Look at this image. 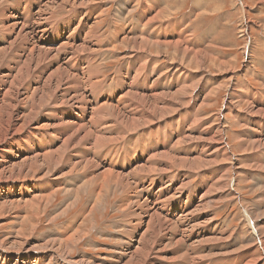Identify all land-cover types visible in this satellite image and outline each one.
Returning <instances> with one entry per match:
<instances>
[{
    "label": "bare ground",
    "instance_id": "bare-ground-1",
    "mask_svg": "<svg viewBox=\"0 0 264 264\" xmlns=\"http://www.w3.org/2000/svg\"><path fill=\"white\" fill-rule=\"evenodd\" d=\"M137 1H115L117 7L113 20L117 23L109 30L110 39L106 43V50L110 53L129 43L125 46L128 48L127 60L133 61L136 67L133 86L142 93L127 92L124 95L128 106H134L129 115L115 103L111 104L119 88H105L109 82L115 83L116 75L104 77L99 65H90L88 59L83 57L87 53L94 55L96 47L105 41L98 25L105 20L106 9L103 8L95 17L85 37V45L61 44L68 37L63 29L56 31V35L47 33L48 26L59 18L61 11L68 10L70 13L80 8L100 6L102 0H13V14L10 12L12 4L8 0H0V43L7 44L6 47H0V194L5 197L0 198V217L5 215L6 210L9 213L13 211L12 218L20 223L13 231L14 236L0 239V264H13V260L18 264H264V211H256L264 206V72L259 74L253 66L254 61H249L251 66L237 85L228 83V99L223 104L224 110L216 115L218 122H215L214 115L205 116L202 112L206 109L202 112L201 109L214 106L208 102L209 97H215L217 101L218 97L222 98L220 92L224 85L209 87L206 79L199 76L200 71H197L205 69L208 62L216 59V45L208 40V32L198 35L195 24L188 31L184 30V18L189 14L179 20L171 18L183 11L180 0H163L159 8L155 5L161 0H146L150 14L144 21L146 8L131 16L137 8ZM197 1L196 6L203 3V0ZM239 1L243 15L241 32L249 36V13L245 1ZM259 3L260 6L264 0H259ZM31 5L38 10L34 12ZM175 6L178 9L172 11L170 7ZM260 9L263 12V8ZM18 13L22 15V20ZM76 17L75 14L74 19ZM187 18L190 20V17ZM126 22L129 29L125 32ZM133 25L139 27L133 31ZM79 32L82 33L81 30ZM8 35L14 39L8 42ZM57 37L61 44L57 49L39 43L40 40L45 42V39L56 41ZM246 42L242 54L248 60H253L250 53L256 44L252 37ZM171 50L174 51L172 54L177 53L178 61H162L159 64L161 57L170 60ZM64 55H69V62H65ZM236 59H233L234 63ZM262 60L264 58L258 61ZM231 62L223 59L219 65L230 66ZM81 63L82 67H78ZM192 64L197 67L196 73L188 71L187 67ZM231 69L235 70L232 66ZM226 71L225 76L234 80L233 74H227L230 70ZM149 74L154 77V84L158 81L167 83L169 89L149 94ZM248 74L255 75L262 82V91L251 85ZM188 80L191 81L188 83ZM173 84L176 86L174 89ZM88 93L92 95L91 99ZM201 94L204 96L198 104ZM107 97H110V103ZM59 102L69 104V107H79L76 122L65 121L67 114L57 112ZM243 104L247 105L246 109ZM23 108L26 114L21 112ZM227 110L233 113L235 125L241 126L240 122L250 123L247 127L255 132L253 140L247 136L246 127L243 132L233 133V141L239 142L238 147L244 154L239 157L234 156L227 142L229 127L223 125ZM83 116L88 117L87 122L78 125L83 123ZM160 122H166L168 127L154 134L156 140L151 134V141L139 153L134 154L125 144L119 143L135 133L142 137L143 130L152 129L151 123L158 125ZM102 125H106L104 128L110 132H118L117 127H120L121 132L115 136L116 139L113 136V139L99 137L93 130ZM184 128L187 129L185 135L182 132ZM68 129L76 131L68 136ZM208 130H214L213 136L208 137ZM32 131H41L46 137L44 147L52 148L42 151L43 155L37 153L36 156L21 159L17 151L19 141L26 140L27 133ZM64 133L66 135L62 138L61 134ZM84 133L86 136L81 138L80 135ZM176 135L180 138L172 144ZM77 138L80 142L75 144L84 146L85 154L71 158L70 149ZM161 149L163 152H160ZM179 149L182 152L187 150L184 153L197 151V157H180L182 152L177 154ZM249 149L253 153H249ZM139 155L146 159V163L139 161ZM135 161L138 163L133 165ZM249 161L255 162L256 166H253L256 170H251L256 171L255 176L243 171L244 164ZM231 173H234V181L229 179ZM249 174L251 176L248 177ZM195 177L199 178L198 183H193ZM249 179L259 183L253 186V192L259 190L260 194L254 205L249 204L243 208V216L240 215L243 217L241 232L229 229L227 221L226 224L216 222L213 210H210L213 222L211 227H196L195 222L201 218L203 204L208 202L213 207L215 200L224 202L226 196L242 204L245 199L239 183L248 182ZM41 183L47 186L46 194L34 195L25 201L16 199L15 188L22 186L23 192L28 195L31 185ZM158 183L159 189L154 190ZM200 190L206 192L198 201ZM59 191H63L66 199L48 211ZM182 192L184 198L179 197ZM114 197L118 199L115 205L110 206L120 212L121 218L127 219V223L126 228L121 229L124 237L117 241V247L111 254L112 259L96 260L80 251L75 255L76 250L84 242L86 244L96 229L97 213L104 214L102 209L107 210V205ZM81 202L84 203L78 208ZM205 206L209 207L208 204ZM187 207L192 208V211L186 212ZM44 214L48 225L54 227L35 236ZM70 214L66 221L58 223ZM194 218L197 220L194 221ZM27 222L30 232L24 229ZM242 231L248 237L241 236ZM199 236H207L208 239L195 242L194 239ZM190 239L194 241L188 242ZM232 239L240 243L239 249L230 251L233 247ZM89 246L97 248L95 243ZM245 251L256 257H242L246 255ZM240 255V260L234 257ZM231 257L235 260H229Z\"/></svg>",
    "mask_w": 264,
    "mask_h": 264
},
{
    "label": "rangeland",
    "instance_id": "rangeland-1",
    "mask_svg": "<svg viewBox=\"0 0 264 264\" xmlns=\"http://www.w3.org/2000/svg\"><path fill=\"white\" fill-rule=\"evenodd\" d=\"M45 1L49 2L50 0H45ZM115 1L116 0H102V4L100 6L88 7L86 9H81L80 8V9H76V10L70 12V13L67 12L68 10H65L66 12L65 11H61L58 14L59 18H57V20H54L55 22L51 26H48V32L47 33L55 34L56 31H58L60 29H63L64 32H65V36L66 37L68 36V37L61 44L66 43L67 46H69V45H73V46L85 45L87 43V40L85 39V37L87 36L90 27L94 23L95 17L98 14L101 13L103 8L106 9L107 14H106L105 20L103 21V23H100L98 25L101 35L103 37H105L104 38L105 41L102 42L101 46L96 47L94 55H92L90 53H87V54H83V57L88 59L90 65L93 64V63L99 65L101 67V74L104 77H111L113 75H116L115 83L109 82L106 85L105 88H111V87H118L119 88V91L117 93V97H116L115 100H113L111 102V104L115 103V105H117L119 108H121L124 113L129 114V112L134 109V106L133 107H129L128 106L127 99L125 98L124 95L127 92H132V93H136V94H142V93L136 91L134 89V86H133V82H134V78H135V74H136V67H135V64H134L133 61L127 60L128 48L126 49L125 46L129 45V43H127L125 46L124 45H121V47L119 46L120 48L117 47V49H116L117 51L115 50L114 53H110L108 50H106L107 49L106 43L110 39L109 38L110 37L109 36L110 35V31L109 30L113 29V24L117 23V22H115L113 20L114 11H115V9L117 7L116 4H115ZM244 1L246 3L247 12L249 13V15H248V19H249L248 23H249V26L251 28V29L249 28V34H250L249 36L245 35L243 32H241L242 31V21H243V17L242 16L243 15H242V12H241V7H240V1L239 0L238 1L237 0H203V3L200 6L199 5L196 6V4H198L197 0H180L179 4L181 3V7H182L183 11L181 13H179L180 15L177 14V15H172L171 16V18H174L176 16L175 19L179 20V18L184 17V16L189 14L188 16H186L184 18V24H183L184 26H182V28H184V30H186V29L188 30L189 28L192 27L193 24H195L197 26V34L201 35L203 32L207 31L208 32L207 36L210 37V38H208V40L212 41L214 43V45H216V48L214 49V53H215L216 59L213 62L210 61L211 63L208 62V65H207L208 67L206 66V68H205L206 70L203 69V68L200 69V70H197V67H195L196 66L195 64H192L189 67H187L188 71L191 70V72H194V73H196L195 72L196 70L198 72L200 71L198 75L202 76V77H204L206 79V81L209 84V87H211V85H216V84L224 85V87L222 89L223 91L220 92V93H222V98L219 99V97H218V101L219 102L216 100L215 97H212V98L209 97L208 98V102L213 104L214 106L211 107V109H209V107H207V106H205L204 108L201 109V112L206 109V111L202 112L203 114H205V116L209 115V117L210 116L212 117L214 115L215 116V118H214L215 122H218V120L216 118V115L219 112H222L224 110L223 104L228 99L227 96H228L229 91H230V89H229L230 85L232 83L237 85V83L240 81V79H242V77L247 74L246 71H247L248 67L251 66V64H249V61H254L253 66L256 67V70H257V72H259V74L262 75L263 72H264V60L258 61V60L264 58V55H263L264 46H261V45H264L263 44V42H264V3L259 6V4H260L259 0L258 1L257 0H244ZM256 1H257V3H256ZM8 2H9V4H12V6L10 7V12L13 14V7H14L13 0H8ZM137 3H138L137 4V8L135 9V12L131 16L137 15L140 10L146 8V4H147L146 0H138ZM162 3H163V0H161L159 3H156L155 7L156 8L161 7ZM135 4H136V2L133 3V5H135ZM255 4H256V7H255ZM208 6H209V8H208ZM31 7L34 10V12L38 10L37 8H34L32 5H31ZM170 8H171L172 11H175V8L178 9L177 6L170 7ZM260 8H263V12H262V10ZM212 9L215 10V11H213ZM257 11H259V12H257ZM207 12H209V13H207ZM260 12H262V13H260ZM75 14L77 15V17L74 19ZM149 14H150V11H149L148 8H146V13L143 16V20L142 21H144L149 16ZM200 14L201 15L203 14L202 17H201ZM17 15H19V17L21 16L20 20H22V15L19 14V13ZM187 17H190V20H188ZM115 18L117 19V17H115ZM129 18H131V17H129ZM18 20H19V18H18ZM165 20H167V19H165ZM256 22H257V24H256ZM127 23L128 22L125 23V28H124L125 32L129 29L128 26H127ZM197 24L198 25L200 24V25L198 26ZM227 25H229L228 26L229 29H228ZM138 27L139 26H134L133 25L131 30L134 31ZM149 27L151 29H153L152 26H149ZM80 30L82 31V33L79 32ZM66 33H68V35ZM223 33L224 34L227 33V35H223ZM229 35H231L232 37L229 36ZM217 36H219V39L217 38ZM247 36H248V38H246ZM249 37H252L253 38V42H255V44H256L255 45L256 49L254 48L252 50V52L250 53V55H252V57H253L252 58L253 60H251V59L248 60L245 57V55L242 54L243 53V48L248 43L246 41L249 40ZM6 39L9 42V40L12 41L14 38L11 37L10 35H8ZM231 39H232V41H231ZM59 41L60 40H58V37H57L56 41L45 39V42L40 40L39 43H40V45H42L44 47H51V48H56L57 49L61 45ZM221 44L224 45V46H222ZM6 46H7V44H5V43L1 44L0 43V47H6ZM103 49H105V50H103ZM153 51H155V50L153 49ZM223 51H225V52H223ZM172 52H174V51L171 50L170 53L172 54ZM119 54H121V55H119ZM141 54H144V53L141 52ZM65 55L63 56V57H66L65 62H69V55H67V56H65ZM176 55H177V53H173L170 56V60L166 59V58H162V57L159 58V64H161L162 61H163L162 63H168L169 61H170V63H173L175 61H178V59H177L178 57ZM230 55H232V56H230ZM221 56H223V57H221ZM175 57H176V59H175ZM222 58L225 61L226 60L227 61L228 60H232V62H233L234 58H237V59H236V63H234V62L232 63L231 62L230 66H220L219 64L223 60ZM79 59L81 60L82 57L79 58ZM142 59H143V57L140 58V60H142ZM255 59H258V60L256 61ZM137 61L138 60H136V62ZM215 63H216V65H215ZM193 65H195V66H193ZM210 66L212 67V69H211ZM231 66L234 67L235 70L231 69ZM78 67H82V63ZM217 67H219V68H217ZM223 67H225V68H223ZM226 70H228V71L230 70L231 71V73L229 71L227 74H233L234 75V80L231 81L229 79V77L227 78L225 76V73L227 72ZM215 71H218V72H215ZM203 72H205L206 74L203 73ZM211 72H212V75H210ZM208 73H210V74H208ZM215 75H217V76H215ZM247 78H248V80L250 81L251 85L254 88L259 89L261 91L263 90L262 82L259 81L257 79V77L255 78V75H249L248 74ZM190 81L191 80H188V83ZM153 82H154V77L149 74L148 79H147V86H148V89H149V91H148L149 94H157V93L162 92L163 90L169 89L167 83H160L158 81L157 83L154 84ZM172 88L174 89V88H176V86L173 84ZM205 89L207 90V88H205ZM88 95L90 96V99H91L92 95L90 93H88ZM203 96H204V94L200 95L198 104L201 103V101L203 99ZM109 99H110V97H107L108 102H109ZM59 103L57 105L58 109H56V110H57V112L59 114H67L66 118H65V121L68 120V121H71V122H76L75 118H77V116H78L77 113L79 111L77 109L79 107L74 108V106L69 107V104H61V103L59 104ZM109 103H107V104H109ZM217 103L218 104L221 103V104L218 105ZM242 106L245 109L247 107L246 104H243ZM91 108H92V105L90 106V109ZM21 112H23V114H26V110L24 108H23V110ZM87 112H90V111L88 110ZM188 113H189V111H187V114ZM136 115H138V114L136 113ZM224 115H225V119L229 122L228 123V122H226V120H224L223 125H225L226 127H229V128H227L228 129L227 142L232 148V153L236 157L244 155L243 152L241 151V149H239V147H238L239 146V144H238L239 142L237 143L236 141H233V135L236 132L245 131L244 129L246 127L247 128V136L250 139L253 140L254 136H255V132L254 131H250V129L247 127L248 125H250V123L240 122L241 126L235 125V121L233 119L234 118L233 117V113H230L228 110L225 111ZM71 117H73V118L70 120L69 118H71ZM82 119H83V123L82 124H78L79 123L78 122L77 123L78 125H83L84 123H86L88 117L87 116H83ZM151 124H152L153 131H152L151 128L145 129V130H143V136L142 137H139L138 134L135 133L134 135H131L132 136L131 138H127V139L121 140V141H119V143L125 144L128 148H130L131 152H133L134 154L139 153L143 147H146V143L151 141V139L149 138L151 136V134H153V139L156 140L155 137H154V134L159 132L161 128L165 129L166 127H168L166 122H160V124H158V125H156L154 123H151ZM104 126H106V125H102V126H99L95 130H93V129H91V130L96 132L99 137L106 136L105 139H113L112 136L114 137V139H116L117 134H120V132H121V128L120 127H117L118 132L115 131V130H113V132H110V131H108V128H104ZM171 126L172 125H170L169 127H171ZM156 130H158V131H156ZM74 131H76V130L75 129H71V130L68 129L67 130V135L70 136V135L74 134L75 133ZM208 131H209V136L208 137L213 136L214 130H208ZM182 132L185 135L187 133V129L184 128L182 130ZM30 133H35V134L34 135H30ZM57 133L58 132H54V134H57ZM88 133H89V130H87L86 134H88ZM130 133L131 132H129L128 134L130 135ZM178 133H180V132H177V134ZM86 134L84 133V134L80 135V137L83 138V137L86 136ZM65 135H66V133L61 134V137L63 138ZM95 136H97V135H95ZM247 136L244 135V137H247ZM45 138L46 137L43 134H41V131L28 132L27 135H26V140L19 141L20 146L17 147V151L19 152L20 158L22 159L23 157H33V156H36L37 153H41L40 155H43L44 152H42V151H44V150L46 151L47 148L51 149L52 147H47V148L44 147L43 143L46 142ZM178 138H180V136H177V135L174 136L172 144H174ZM93 140L94 139H92V141ZM107 141H109V140H107ZM78 142H80V139L78 140V138H77V140H74V143L72 145L73 147H71L72 151L70 149V157L71 158L80 157V156L85 154L84 146L79 147V146H77L75 144V143H78ZM250 149H249L248 152L249 153H253V151H251L252 149L251 150ZM168 150H171V148L168 149ZM185 151H187V150H185ZM185 151L182 152V150L179 149V152H177V154H180L182 152L179 155L180 157H185V156L189 157V158L197 157V155L195 154V153H198L197 151L189 150L187 153H184ZM160 152H163V149H161ZM159 153H156V154H159ZM170 153H171V151H170ZM138 157H140L141 160H139V161L142 164L146 163V161H145L146 159H144L142 155H139ZM258 157H257V159H258ZM219 160H222V159H219ZM227 162H229V160H227ZM135 163H138V161L137 162L135 161L133 163V165ZM254 163L255 162H253V161L246 162L244 164L245 166L243 168V171L249 172L250 174L253 173V175L255 176L256 171L255 172L251 171V170H256V168H255L256 165ZM155 164H159V163H155ZM246 165H248L249 168ZM253 165H255V166H253ZM118 166L120 167V164H118ZM106 168H108V167H106ZM124 172L127 173V171H124ZM250 174L248 175V177L251 176ZM163 176H164V174H163ZM234 178H235L234 177V173H231L229 179L234 181ZM66 179H68V178H66ZM198 181H199V178L195 177L193 183H198ZM254 181L255 180L249 179L248 182L239 183V189L240 190L242 189V191H243V199H245L242 202V204L237 203V202H233L231 199H229L228 196L224 197L225 198L224 202H223V200H221L222 202H220V200H215L213 207H211L208 202L205 203V204H208L209 207L208 206L206 207L205 204H203L204 208H201V209L205 210V207H206V212L207 213L206 212L204 213V210L203 211L201 210V212L199 211L200 214H201V218H199L198 220H197V218L193 219L194 221L197 220L195 222L196 227L204 228V227H208L209 226L208 228H210L211 225L213 224V222H211V211L210 210H213L216 213V220H217L216 222H222L224 224H226L228 222L227 224H228V228L229 229H231L232 231L235 230V232L237 230V233L241 232L242 225H243L242 221H241L243 219V217H242L243 216V212H242L243 208L248 206L249 204L250 205H254V202L258 199V195L260 194L259 190H256V191L253 192V186H257L259 184L257 181H255V182ZM158 187H159V183L155 185L154 190H156ZM251 187H252V189H250ZM48 188H50V187H48ZM46 190H47V186L43 185L41 183V184H37V185H31V191L28 194L30 196H28L27 194H25L23 192L22 186H19V187L15 188L14 192L16 193V199H20L22 201H25L26 199H31L32 196H34V195L42 196V194H46ZM59 192L60 193H58L56 201L54 202V204L52 206H50L48 208V211L53 210L54 208H56L58 206V204H60L61 202H63L66 199V197H65L66 195L63 194V191H59ZM205 192H206L205 190H200L199 191L198 198H197L198 201H199L200 197ZM181 194L182 195H180L179 197H183L184 198L185 194L183 195V192ZM6 195H8V197L10 198L9 194L6 193ZM170 197H173V194H170ZM0 198H5V197H3L2 194H0ZM111 198L112 197H110V199ZM117 199H118V197H114V200L113 199L110 200V203L107 205V207H108L107 210L104 211L102 209L104 214L99 213V214H101V216H100L97 213V216L95 218L96 229L94 231H92L91 237H88V239H87L88 242L86 241V244L84 242L76 250V254L75 255L79 254L80 252H84V254H87V256H93V258L96 259V260H101V259L111 260L112 259L111 254L114 252L113 250H115V248L117 247V245H116L118 243L117 241L118 240H122V238L124 237V235L121 233V229L122 228L125 229L126 228L125 225L127 223V219L125 220L124 218H121L120 212H118L117 210L114 211L113 207H111V206H113L114 203H116ZM178 199H180V198H178ZM83 203L84 202H81L78 208H80V206H82ZM239 204L241 205V209H239L240 208ZM260 209H257L256 211L259 210L258 213L264 211V206H262ZM76 210H75V212H76ZM190 210L192 211V208H190V207H187L185 209L186 212H188V211L190 212ZM5 212H6L5 215L0 217V239H3V238L8 237V236H14L15 233L13 231L17 227L20 226V223H17L16 220L14 218H12V212L13 211H11L9 213V210H6ZM105 212H106V215H105ZM72 214H70L69 216H67V217H65L63 219H60L58 221V223L66 221ZM240 215H242V216H240ZM89 220H91V219H89ZM204 222H205V224H203ZM198 223H200V224L198 225ZM25 225L26 226H25L24 229L27 232H30L29 223L27 222V224H25ZM213 226H212V228H213ZM53 227H54V225H48L46 214H44V216L42 217L40 226L37 229L36 233H34V235L35 236H37V235L39 236V235L43 234L44 232L52 229ZM89 227H90V225H89ZM118 232H120V233H118ZM242 232L243 233L241 234V236L243 235L244 237L245 236L248 237L247 233H245V231H242ZM201 234H203V232ZM206 237L207 236H205V237H200L199 236L198 238H196L194 240H195V242H199V241H203L204 242L205 240L208 239V237L207 238ZM194 238H195V234H194ZM194 240L190 239L188 242H190V241L192 242ZM91 243L92 244L95 243L97 248H93V247L89 246V245H91ZM238 243L239 242H237V239H232L231 240V244L233 245V247L230 248V251L236 250L239 247V245H240V243L239 244ZM245 253H246V255H242V257H248V256L256 257L255 254H248V252H246V251H245ZM171 255H175V253L173 252V253H171ZM234 257H236L238 260H240L241 255L240 256H234ZM234 257H231L229 260H235ZM12 262H13V264H18V262L16 260H13Z\"/></svg>",
    "mask_w": 264,
    "mask_h": 264
},
{
    "label": "crops",
    "instance_id": "crops-1",
    "mask_svg": "<svg viewBox=\"0 0 264 264\" xmlns=\"http://www.w3.org/2000/svg\"><path fill=\"white\" fill-rule=\"evenodd\" d=\"M179 15H180V14H179ZM175 17H176V16H175ZM175 17H174V18H175ZM184 17H185V16H184ZM181 18H182V17H181ZM179 19H180V18H179ZM192 26H194V24H193ZM186 30H187V29H186ZM188 30H189V29H188ZM188 30H187V31H188ZM206 32H207V31H206ZM203 33H204V32H203ZM203 33H202V34H203ZM202 34H201V35H202ZM198 35H200V34H198Z\"/></svg>",
    "mask_w": 264,
    "mask_h": 264
}]
</instances>
